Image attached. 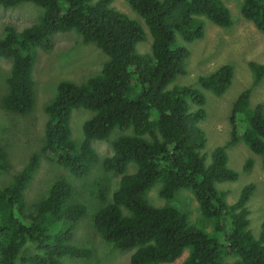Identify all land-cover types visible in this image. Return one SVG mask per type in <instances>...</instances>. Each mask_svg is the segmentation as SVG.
Wrapping results in <instances>:
<instances>
[{"label":"trees","instance_id":"obj_1","mask_svg":"<svg viewBox=\"0 0 264 264\" xmlns=\"http://www.w3.org/2000/svg\"><path fill=\"white\" fill-rule=\"evenodd\" d=\"M112 1L0 0L3 8L21 2L42 8L37 21L19 31L3 26L0 58L10 65L0 110L19 115L30 111L35 48L49 50L55 33L75 32L81 45L97 46L104 60L80 83L57 82L54 95L43 106L46 120L40 150L0 182V264H69L65 257L90 255L87 247L69 242L74 226L87 212L78 202L67 201L68 183L52 180L33 207L25 206L23 192L44 152L71 173L85 176L98 161L90 146L93 140L109 142L111 154L101 159L103 170L122 175L109 201L102 190L97 191L102 205L94 210L91 224L104 242L122 250L133 248L129 264L172 263L184 250L177 264H226V256L235 257L233 264H264V221L257 237L248 228L246 202L253 184L244 185L230 204L224 200L225 191L215 187L237 177L226 164L225 149L238 140L261 156L264 164V106L260 102L249 105L248 88L239 92L228 114L230 138L212 148L207 161L201 153L205 135L199 126L204 95L191 85L168 86L185 73L188 49L184 44L203 36L201 17L228 28L232 24L228 8L222 0H126L136 16L129 17ZM239 11L257 31L264 32V0H242ZM145 29L151 38L150 50L138 53L135 45L146 39ZM247 66L252 86L264 81V60H248ZM232 71L224 63L198 75L196 83L220 96ZM76 108L90 112L82 122L78 143L69 137L68 125ZM125 128L130 131L108 140L113 129ZM6 160L0 145L1 171L7 169ZM127 163L135 166L134 172L123 173ZM249 167L246 159L242 170ZM155 183L157 195L167 201L161 207L145 197ZM183 190L192 194L198 220L207 222L209 231L190 223L188 211L170 205Z\"/></svg>","mask_w":264,"mask_h":264},{"label":"rangeland","instance_id":"obj_2","mask_svg":"<svg viewBox=\"0 0 264 264\" xmlns=\"http://www.w3.org/2000/svg\"><path fill=\"white\" fill-rule=\"evenodd\" d=\"M241 1L222 0L232 19V24L228 28L217 26L205 17H201L204 20L203 36L184 44L188 49L184 62L185 73L178 74L171 83V85H191L204 95L205 101L202 106L204 118L199 122V126L205 135L201 153L207 155V161L211 149L225 144L230 138L228 114L232 101L239 92L248 88L250 90L249 105L253 106L260 102L264 106V81L252 86V76L247 66L248 60L263 62L264 32L257 31L250 21L241 16L239 11ZM112 5L127 16L136 17L126 0H113ZM64 6L65 4L63 8ZM41 13L42 8L30 2H21L13 7H0V36L4 25H11L19 31L36 22ZM145 32L146 39L135 45L138 53H146L150 50L151 38L146 29ZM50 42L49 50L35 48V59L31 71L33 104L30 111L25 115H19L0 110V145L5 150L7 158L6 171L0 170V182L2 183L20 170L31 154L40 150L43 142V125L46 120L43 106L54 95L57 82L70 80L80 83L88 73L97 71L104 61L103 53L97 46L94 44L81 45L80 36L73 31L55 33L51 36ZM224 63L230 64L233 71L230 83L222 95L216 96L196 83L198 75L207 74ZM9 65L8 60L0 58V96L6 91L5 78L9 74ZM89 116L90 112L83 108L71 111L68 125L69 137L73 141L78 143L82 140L81 125ZM5 123L8 125L6 129ZM129 131L127 128L113 129L108 140ZM90 146L98 161L82 177L71 173L65 166L49 157L47 152L39 154V166L23 192L24 203L27 207H33L34 203L36 204L44 196L52 180L63 179L71 187V194L67 201L78 202L86 208L87 212V216L74 226L72 239L69 242L90 250V255L86 259L65 257V262L69 264H129V256L133 248L122 250L111 246L94 232L91 224L94 210L96 211L102 205L96 196L97 191L102 190L109 201L108 197L117 188L122 174L105 172L101 166V159L111 154L108 141L93 140ZM225 152L226 164L237 172V177L233 181L218 182L215 187L225 191L224 200L230 204L236 200L244 185L253 184V191L246 206L249 210L248 228L251 234L257 237L260 224L264 221V164L261 156L253 153L241 140L227 146ZM246 159L250 160V167L243 171L242 165ZM0 163L3 164L2 161ZM134 170L135 166L127 163L123 173L129 174ZM157 187L156 183L151 186L145 197L153 206L161 207L167 201L157 195ZM170 205L179 210L188 211L190 223L204 231L210 230V226H205L207 222L202 223L198 220L197 204L190 192L183 190L176 193ZM53 227L55 229V226ZM185 254L186 250L175 262L168 264H177ZM234 258L226 256L224 263L233 264Z\"/></svg>","mask_w":264,"mask_h":264},{"label":"clouds","instance_id":"obj_3","mask_svg":"<svg viewBox=\"0 0 264 264\" xmlns=\"http://www.w3.org/2000/svg\"><path fill=\"white\" fill-rule=\"evenodd\" d=\"M170 85H171V83H170Z\"/></svg>","mask_w":264,"mask_h":264}]
</instances>
